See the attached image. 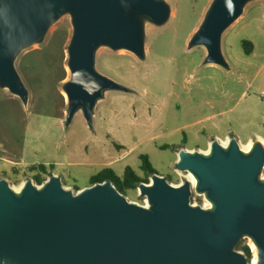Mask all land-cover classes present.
<instances>
[{"label": "water", "instance_id": "water-1", "mask_svg": "<svg viewBox=\"0 0 264 264\" xmlns=\"http://www.w3.org/2000/svg\"><path fill=\"white\" fill-rule=\"evenodd\" d=\"M250 0H212L190 46L207 47V63L228 67L224 30ZM70 13L68 46L72 77L64 84L66 123L83 110L93 127L94 109L106 90L130 91L96 69L100 46L145 53V20L165 23L166 0H0V85L26 103L29 91L14 61L42 41L49 27ZM177 166L194 174L174 185L156 172L139 191L146 204L129 200L110 180L75 192L53 174L15 190L0 179V264H264V144L244 151L234 138L214 139L206 151L181 149ZM211 206L193 204L192 188ZM244 237L257 245L253 262L235 248Z\"/></svg>", "mask_w": 264, "mask_h": 264}, {"label": "rangeland", "instance_id": "rangeland-1", "mask_svg": "<svg viewBox=\"0 0 264 264\" xmlns=\"http://www.w3.org/2000/svg\"><path fill=\"white\" fill-rule=\"evenodd\" d=\"M166 1L171 14L165 23L145 20L144 58L124 48H98L96 69L130 91L106 90L95 106L93 127L82 109L66 123L70 13L60 16L42 41L18 53L14 65L29 99L25 103L0 85V179L13 187L27 180L41 185L57 174L77 192L106 169L120 178L128 168L146 177L147 157L158 173L179 185L190 174L177 166L181 149L206 151L214 139L226 137L240 145L264 138V0H250L222 33L228 67L207 63L205 45L190 46L212 0ZM245 40L253 45L249 54ZM41 163L48 169L38 183L32 167ZM127 197L147 201L139 188ZM191 201L209 206L205 193L194 187ZM240 241L252 251L250 237Z\"/></svg>", "mask_w": 264, "mask_h": 264}, {"label": "trees", "instance_id": "trees-1", "mask_svg": "<svg viewBox=\"0 0 264 264\" xmlns=\"http://www.w3.org/2000/svg\"><path fill=\"white\" fill-rule=\"evenodd\" d=\"M243 44H244L246 53L248 54L251 53L253 50L252 43L250 41L245 40ZM32 169L37 170V174L35 176L36 181L38 183H42L45 180V178H43V174L46 173L48 169L47 165L41 163L36 166H33ZM143 169L146 173V177H141L137 175V173L132 168H128L122 178L116 176L112 172V170L106 169L105 171L94 176L90 181V185L97 183V182L110 180L122 193H124L127 196L129 190L137 189L141 182H149V176L157 172L153 168V166L151 165L147 157H144ZM235 248L241 249L244 252V254L248 257V259L249 260L251 259L252 251L249 245L247 244L242 245L241 241H239L236 244Z\"/></svg>", "mask_w": 264, "mask_h": 264}, {"label": "bare ground", "instance_id": "bare-ground-1", "mask_svg": "<svg viewBox=\"0 0 264 264\" xmlns=\"http://www.w3.org/2000/svg\"><path fill=\"white\" fill-rule=\"evenodd\" d=\"M64 95L67 98V93L66 92H64ZM259 140L264 144V138L263 137L259 136ZM221 142H222V144L224 146H228L229 143L231 142V138L230 137H226L225 139H221ZM209 145H211V143ZM253 146H254V141L253 140H249L246 144L245 143L241 144V147H242V149L244 151H250L253 148ZM188 179L193 183L194 186L196 185L197 179H196L194 174H192V173L188 174ZM23 183L20 186L14 187L15 190H20V188L22 187ZM208 204H209V206H211L210 202ZM251 247H252V252H253V262L255 263L258 260V248H257L256 243L252 239H251Z\"/></svg>", "mask_w": 264, "mask_h": 264}]
</instances>
